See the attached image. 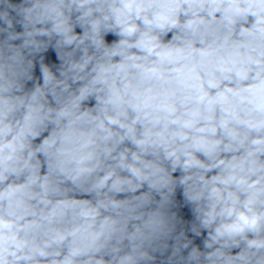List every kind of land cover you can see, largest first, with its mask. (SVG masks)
<instances>
[{
	"label": "clouds",
	"instance_id": "1",
	"mask_svg": "<svg viewBox=\"0 0 264 264\" xmlns=\"http://www.w3.org/2000/svg\"><path fill=\"white\" fill-rule=\"evenodd\" d=\"M0 264H264V0H0Z\"/></svg>",
	"mask_w": 264,
	"mask_h": 264
}]
</instances>
